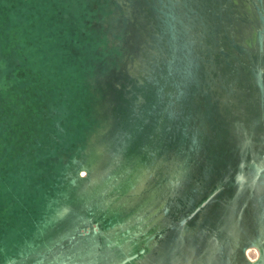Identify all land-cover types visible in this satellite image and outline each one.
Returning a JSON list of instances; mask_svg holds the SVG:
<instances>
[{
  "label": "rangeland",
  "instance_id": "374dc122",
  "mask_svg": "<svg viewBox=\"0 0 264 264\" xmlns=\"http://www.w3.org/2000/svg\"><path fill=\"white\" fill-rule=\"evenodd\" d=\"M258 62L264 0H0V264L258 260Z\"/></svg>",
  "mask_w": 264,
  "mask_h": 264
},
{
  "label": "crops",
  "instance_id": "0c3cea01",
  "mask_svg": "<svg viewBox=\"0 0 264 264\" xmlns=\"http://www.w3.org/2000/svg\"><path fill=\"white\" fill-rule=\"evenodd\" d=\"M258 66H259V68H258V73H259V71L260 72L262 71L261 62H258ZM262 72L263 73H261V75L264 74V71H262ZM259 85L262 86V83H259ZM263 86H264V84H263ZM263 153H264V151H263ZM252 165H254V164H251V167H254ZM252 169L258 170L257 172H255L256 174H259V172L261 171L262 176L261 177L259 176V179L257 181H255L253 183V185H251L254 192L252 191V195H251L252 197L249 200L246 199L247 195H246L245 188H247V187L246 186L243 188L241 187L242 188L241 193L243 195L240 198H241L242 207H244L243 209H245V211L243 213L242 212L239 214L237 213L236 217L231 216V220H234V218L235 219L236 218L237 219L238 218L244 219V218H246V217L248 218L250 216L252 221H253L252 223L254 225L253 231H252L253 235H257V236H260L262 238V247L264 249V243H263V239H264L263 238L264 237V189H261L262 187H264V184L263 185H261V184L256 185L257 182H259V183H261V181L264 182V166H262L261 169H259V168H252ZM238 175H240V177H238ZM243 178H244V176H243V174H240V172L236 174V180L238 182L241 181ZM213 206H214V203H213ZM210 214L212 215V214H214V212L212 211ZM210 219H211V217H210ZM209 228L212 231L215 230V228L213 227L212 224H210ZM248 228L250 230L249 225H248ZM242 230H243V232L245 231L244 227H242ZM243 232H241V233H243ZM215 233L217 234L216 230H215ZM243 234H245V233H243ZM247 234L249 235V233H247ZM248 245L249 244H247V246Z\"/></svg>",
  "mask_w": 264,
  "mask_h": 264
},
{
  "label": "bare ground",
  "instance_id": "6f19581e",
  "mask_svg": "<svg viewBox=\"0 0 264 264\" xmlns=\"http://www.w3.org/2000/svg\"><path fill=\"white\" fill-rule=\"evenodd\" d=\"M255 62V64H256V66H257V61L256 60H254ZM261 69V68H260ZM258 73V72H257ZM259 82L258 83H261L260 81H261V79H262V75H261V72L259 71ZM253 175H254V177L255 178H258V176H262L261 174H256V173H253ZM238 177H240V175H238ZM252 181V180H251ZM250 182V181H249ZM258 184H261V185H263L264 184V182H262L261 181V183H259V182H257L256 183V185H258ZM244 186V185H243ZM261 189H264V187H262ZM255 212V211H254ZM256 229V228H255ZM248 243H254L256 246H257V248H258V251H261V256H259V259L257 260V261H260L259 263L253 258V257H249L250 258V260L251 261H248L249 262V264H264V249H263V247H262V238L260 237V236H257V235H254L253 237H251L250 239H249V241H248ZM253 246V245H252ZM255 248V247H254ZM222 249V248H221ZM251 251L252 250V248H249L248 250H245V251ZM256 250V249H255ZM249 251V252H250ZM248 252V253H249ZM254 252V251H253ZM252 253V252H251ZM257 253V252H256ZM220 254V253H219ZM250 254V253H249ZM247 255V256H250V255ZM254 254V253H253ZM252 254V255H253ZM240 258H242V256L240 257ZM252 258L255 260L254 262H252L253 260H252ZM258 258V257H257ZM239 259V258H238ZM217 260V259H216ZM223 260V259H222ZM239 261V260H238ZM257 262V263H256ZM216 263H217V261H216ZM220 263V262H219ZM232 263V262H231Z\"/></svg>",
  "mask_w": 264,
  "mask_h": 264
},
{
  "label": "trees",
  "instance_id": "16d2710c",
  "mask_svg": "<svg viewBox=\"0 0 264 264\" xmlns=\"http://www.w3.org/2000/svg\"><path fill=\"white\" fill-rule=\"evenodd\" d=\"M35 55H36V54H35ZM35 55H34V56H35ZM30 59H33V58H32V57H30Z\"/></svg>",
  "mask_w": 264,
  "mask_h": 264
}]
</instances>
